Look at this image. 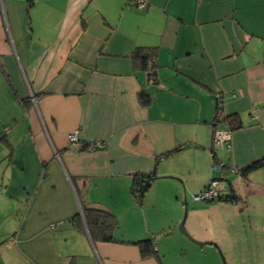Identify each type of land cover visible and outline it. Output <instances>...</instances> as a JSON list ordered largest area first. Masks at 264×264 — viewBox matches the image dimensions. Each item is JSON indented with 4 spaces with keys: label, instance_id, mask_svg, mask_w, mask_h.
Returning a JSON list of instances; mask_svg holds the SVG:
<instances>
[{
    "label": "crops",
    "instance_id": "crops-1",
    "mask_svg": "<svg viewBox=\"0 0 264 264\" xmlns=\"http://www.w3.org/2000/svg\"><path fill=\"white\" fill-rule=\"evenodd\" d=\"M218 99L241 123L231 149L213 145ZM262 160L264 0H0V264H188L203 246L173 236L180 196L194 240L264 264V165L231 172ZM136 178H152L142 204ZM213 179L237 199L195 200ZM85 208L114 216L112 242L92 239Z\"/></svg>",
    "mask_w": 264,
    "mask_h": 264
},
{
    "label": "trees",
    "instance_id": "trees-1",
    "mask_svg": "<svg viewBox=\"0 0 264 264\" xmlns=\"http://www.w3.org/2000/svg\"><path fill=\"white\" fill-rule=\"evenodd\" d=\"M155 56H156L155 50L148 48H140L137 49L133 54V59L136 65L146 70L150 68L153 69V66H155L154 65ZM140 98L144 105H148L150 103L151 99L148 94L142 93ZM221 124L227 125L231 131L241 127L240 121H231V117L224 116L223 101L222 99H218L216 104L215 126L217 127ZM263 165H264V160L252 164L242 170H239V172L242 176L246 177L249 173H251L252 171L258 169ZM141 181L142 179L138 181V179L136 178L131 190L134 199L139 204H142L144 198V195H141L139 192ZM236 199H237L236 197H232L231 195L230 196L223 195L222 197L219 198V200H225L231 202ZM83 216L88 231L94 241L98 240L103 242H112L114 240L113 232L117 228L118 222L110 212L100 208H85L83 210ZM135 245H137L140 248L141 255L143 258L156 255L157 250L154 249V245L152 241L149 240L139 241L135 243Z\"/></svg>",
    "mask_w": 264,
    "mask_h": 264
},
{
    "label": "built area",
    "instance_id": "built-area-1",
    "mask_svg": "<svg viewBox=\"0 0 264 264\" xmlns=\"http://www.w3.org/2000/svg\"><path fill=\"white\" fill-rule=\"evenodd\" d=\"M132 3L138 4L140 8H143L146 6V0H131ZM213 145L216 148H232V131L228 128L227 125L221 124L216 127L214 134H213ZM69 141L72 145L78 146L79 148L83 149L86 148L90 151H96L103 149L105 147L104 142L101 140L94 141L90 144H85L84 142H81L78 137L77 133L74 132L69 135ZM215 156V153L212 154ZM232 173H238L239 170L235 168H231ZM227 191L225 180L224 179H213L210 181L207 187L204 188L202 192L197 194L195 196V200L198 201H215L219 200L220 197L225 195ZM154 249L157 250L156 246H154Z\"/></svg>",
    "mask_w": 264,
    "mask_h": 264
},
{
    "label": "rangeland",
    "instance_id": "rangeland-1",
    "mask_svg": "<svg viewBox=\"0 0 264 264\" xmlns=\"http://www.w3.org/2000/svg\"><path fill=\"white\" fill-rule=\"evenodd\" d=\"M180 199H181V203H182V209H181V211H179L178 212V214H177V216L179 215H181L182 216V218H181V220H179V223L178 224H175V222H172L171 221V224H169V226L170 225H173V229H172V232H173V236H175V238H179L180 236L181 237H183L184 235L180 232V230H179V227H180V224H181V222L183 221V219L185 218V214H187L186 215V220H185V225H184V228H185V230H186V232L191 236V237H193L190 233H189V231H188V229H190V222H191V218H190V216H189V214H188V211H185V206H184V198H181V196H180ZM189 201H190V199H189ZM191 202V201H190ZM187 203V202H186ZM187 208V207H186ZM257 210H258V206H257ZM187 212V213H186ZM153 213L155 214V215H158V216H161V213H160V210H159V213H158V210L156 209L155 211H153ZM259 222H260V217H259V215H256L253 219H252V224H251V226H253V233H255L257 230L255 229V227L258 229V224H259ZM170 223V222H169ZM233 226V225H232ZM171 227V226H170ZM231 227V226H230ZM235 228V227H234ZM167 229V228H166ZM230 229H232V228H230ZM168 232H170V231H168ZM186 237V236H185ZM184 237V238H185ZM187 238V237H186ZM194 238V237H193ZM258 237H256V239H257ZM164 239H166V241L168 242V243H171V246H170V248H171V250L173 251V252H175L177 255H179V254H181V250H180V248L177 246L176 247V244L174 243L175 242V239H173V240H168L167 239V237L166 238H164ZM188 239V238H187ZM195 239V238H194ZM177 240V239H176ZM189 240V239H188ZM243 245H245L244 243H243ZM198 251L197 252H200V256H197L196 254H194V253H191V252H189V256L187 257V259L188 260H185V262L186 263H190V264H196V263H200L201 261H203L204 262V264H210L211 263V255L210 254H208L207 256H206V254H204V252H203V250H205L206 252H209L210 250V252H214L215 254H217V256L219 257V259H220V261L222 262V264H223V261H222V256L223 257H225V254H224V252L222 251V249L219 247V246H217L216 244H214L213 246H211V245H205V246H203V247H198V249H197ZM201 252H203V253H201ZM203 254V255H202ZM182 255V254H181ZM174 259H176L177 258V256L176 255H174V253H172V255H171ZM205 256V258H202V257H204ZM178 261V260H177ZM180 263H184V261H183V259L181 258L180 260ZM227 262V261H226Z\"/></svg>",
    "mask_w": 264,
    "mask_h": 264
},
{
    "label": "water",
    "instance_id": "water-1",
    "mask_svg": "<svg viewBox=\"0 0 264 264\" xmlns=\"http://www.w3.org/2000/svg\"><path fill=\"white\" fill-rule=\"evenodd\" d=\"M150 183H151V180H150V179H142L141 184H140V187H139V192H140L141 195H143V194L146 192V190H147L148 187L150 186ZM186 213H187V212H186ZM186 215H187V214H185V218L183 219V221H182L181 224H180V227H179L180 232H181L184 236H186V237H187L191 242H193L194 244H196V245H198V246H204V245H206L205 243H201V242H198V241L194 240V238H192V237L186 232V230H185V228H184L185 220H186ZM222 261H223V264H226L225 259H224L223 256H222Z\"/></svg>",
    "mask_w": 264,
    "mask_h": 264
}]
</instances>
